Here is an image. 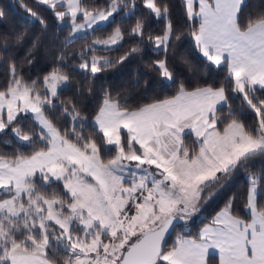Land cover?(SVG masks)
<instances>
[{"label": "snow or ice", "instance_id": "obj_1", "mask_svg": "<svg viewBox=\"0 0 264 264\" xmlns=\"http://www.w3.org/2000/svg\"><path fill=\"white\" fill-rule=\"evenodd\" d=\"M38 3L70 25L66 43L89 30L104 32L121 7L126 14L136 7L135 0L131 6L128 0H109L98 8L84 0ZM183 6L195 48L206 62L223 68L240 109L254 113V125L236 117L224 84L189 89L183 82L175 95L140 106H128L105 90L89 124L74 100L57 104L70 82L62 66L42 81L28 82L8 58V83L0 89V133L10 129L5 143L17 147L11 155L0 152V264H211L210 257L216 264H264V0L247 13L248 0H183ZM143 7L146 15L166 22L162 35H147L154 50L164 52L149 67L175 83L167 53L173 37H180L169 7L158 0H143ZM144 28L142 15L129 35L143 40ZM25 37V32L0 36V51L7 53L10 42ZM123 39L117 24L81 50L79 69L86 78L139 51L132 47L118 60L97 54L112 51ZM38 43L34 40L32 49ZM55 109L70 118L71 129L61 131L49 118ZM225 110L221 119L218 113ZM25 120L31 122L28 129ZM85 128H91L88 135ZM20 147L33 151L25 155ZM257 160L259 172L252 171ZM240 170L248 173L245 215L234 212L230 198L196 236L177 234L168 245L177 222L187 228L223 186L220 182Z\"/></svg>", "mask_w": 264, "mask_h": 264}, {"label": "trees", "instance_id": "obj_2", "mask_svg": "<svg viewBox=\"0 0 264 264\" xmlns=\"http://www.w3.org/2000/svg\"><path fill=\"white\" fill-rule=\"evenodd\" d=\"M108 2L109 0H84V4L90 8L103 7ZM158 3L168 5L169 20L173 25L175 35L180 37L179 40L175 39V36L173 37L167 53L169 65L176 74L175 83L162 79L157 72L152 71L149 67L153 61L164 58V52L154 50L155 45L148 41L147 35H162L166 22L163 19L146 15L148 10L143 7V0H135L136 7L130 13H124L123 9L115 13V22L109 23L104 32L91 33L89 31L87 36L75 39L72 43H66L70 35V26L60 24L46 5H41L36 0H0V12L4 13L3 17H0V36L13 32L26 33L23 41L10 42V49L7 53L0 51V89L5 88L8 83V58L16 63L18 72L22 73L28 82L38 78L42 81L43 76L51 72L54 67L62 66V71L69 75L70 82L68 87L60 92L57 104H60L61 101L74 100L81 115L87 117L88 123L91 124L99 110L105 90L111 92L114 98L126 99L128 106H140L175 95L180 82H183L189 89L208 85L219 87L224 84L236 117L245 125L251 126L250 121L254 120L255 115L249 113L246 107L240 109L241 102L234 99L235 94L231 91L232 85L225 81L226 72L223 68L218 69L215 65L206 62L195 48L194 41L189 34L192 24L185 14L183 0H158ZM260 3L261 0H248L249 7L245 9V13L253 10ZM25 6L36 11L39 17L46 21L47 26H42L39 19L31 17ZM142 15L145 16V38L140 40L139 37L129 35V33L136 19ZM117 24L120 25L124 33V39L119 46H114L112 51H101L97 54L118 60L132 47H138L139 51L125 62L115 64L98 73L95 78H86L85 73L79 69L81 50L98 36L103 38L111 33ZM34 40H38L39 43L35 49H32ZM2 47L3 41L0 40V48ZM87 55L91 56L92 53L89 52ZM218 115L223 119L226 110ZM49 118L61 131L72 127L70 118H63L59 109L52 110ZM31 126L30 121H24L25 129ZM90 131L91 128H85L84 134L88 135ZM10 138V129L6 133H0V152L10 155L14 153L17 145L5 143ZM191 139L193 138L189 137L185 142L190 143ZM40 146L38 144L34 147L38 149ZM19 151L28 155L33 151V147H20ZM102 155L104 159L110 158L109 155ZM260 167L261 162L257 160L252 171L259 172ZM247 174L240 170L222 180L220 184L223 186L217 187L214 197L202 204L201 210L192 216L188 222L187 230L182 228L178 234L196 236L200 227L210 223L230 198H234V212L242 216L245 215ZM58 188L62 190V182H58ZM52 191L53 189L50 188L49 192ZM261 193L264 194V187H261ZM179 227L182 225L177 226L174 231H179ZM56 258L61 259L60 256ZM210 260L211 264H216V258L210 257Z\"/></svg>", "mask_w": 264, "mask_h": 264}, {"label": "rangeland", "instance_id": "obj_3", "mask_svg": "<svg viewBox=\"0 0 264 264\" xmlns=\"http://www.w3.org/2000/svg\"><path fill=\"white\" fill-rule=\"evenodd\" d=\"M37 2H38V0H36ZM128 2H129V4H130V6H131V0H128ZM121 9H123V11H124V13H126V10L123 8V7H121ZM128 13H130V12H128ZM60 24H61V22H59ZM70 26V25H69ZM90 31V30H89ZM235 109L237 108V105L234 107ZM249 111V113H252L250 110H248ZM31 115V114H30ZM251 119V118H250ZM250 119H249V121H250ZM254 123H255V118H254V120H252V121H250V124H251V126H253L254 125ZM248 175V174H247ZM247 175H246V177H247ZM224 207V206H223ZM189 222V221H188ZM188 222H187V225H188ZM182 228H183V230H187V228H185V222H183V225H182V227H179V231H174V234L172 235V237L170 238V240L168 241V245H171L172 243H173V239L175 240L176 239V236H177V234L182 230Z\"/></svg>", "mask_w": 264, "mask_h": 264}, {"label": "water", "instance_id": "obj_4", "mask_svg": "<svg viewBox=\"0 0 264 264\" xmlns=\"http://www.w3.org/2000/svg\"><path fill=\"white\" fill-rule=\"evenodd\" d=\"M183 222H184V221H178L176 227L179 226V225H183ZM176 227H175V228H176ZM175 228H174V229H175ZM174 229L171 230L170 235L167 237V241H168L169 237L172 235Z\"/></svg>", "mask_w": 264, "mask_h": 264}, {"label": "crops", "instance_id": "obj_5", "mask_svg": "<svg viewBox=\"0 0 264 264\" xmlns=\"http://www.w3.org/2000/svg\"><path fill=\"white\" fill-rule=\"evenodd\" d=\"M210 222H211V221H210ZM207 224H209V223L204 224L203 226L200 227V229L203 228V227H204L205 225H207ZM200 229H199V231H200ZM199 231H198V233H199ZM198 233H197V234H198ZM173 242H174V239H173Z\"/></svg>", "mask_w": 264, "mask_h": 264}]
</instances>
